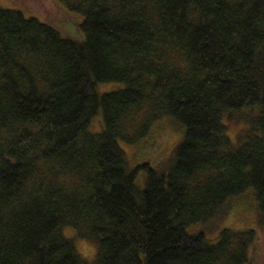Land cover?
<instances>
[{"label": "trees", "instance_id": "obj_1", "mask_svg": "<svg viewBox=\"0 0 264 264\" xmlns=\"http://www.w3.org/2000/svg\"><path fill=\"white\" fill-rule=\"evenodd\" d=\"M59 1L81 41L0 7V264H254L219 226L251 194L264 229V0Z\"/></svg>", "mask_w": 264, "mask_h": 264}, {"label": "rangeland", "instance_id": "obj_2", "mask_svg": "<svg viewBox=\"0 0 264 264\" xmlns=\"http://www.w3.org/2000/svg\"><path fill=\"white\" fill-rule=\"evenodd\" d=\"M0 7L19 10L27 17H36L42 22L52 25L64 38L81 41L84 37L80 29L82 16L68 11L59 0H0ZM121 87V84L109 83L100 86V92H110ZM223 123L227 125L228 136L234 142L238 128L233 124L229 125L226 120ZM181 138L180 130L176 133L166 130L164 134L146 138L138 144L128 145L119 141V145L125 151L131 166L147 162L155 168ZM135 182L136 186L141 189L145 182V175L140 172ZM219 229L256 230L257 239L250 252V259L254 264H264V229L257 225L256 203L251 194H246L235 204L229 215L221 222ZM70 232L73 233L71 229H66L65 235L70 237ZM76 249L85 259L89 261L93 259L94 245L76 240Z\"/></svg>", "mask_w": 264, "mask_h": 264}, {"label": "bare ground", "instance_id": "obj_3", "mask_svg": "<svg viewBox=\"0 0 264 264\" xmlns=\"http://www.w3.org/2000/svg\"><path fill=\"white\" fill-rule=\"evenodd\" d=\"M98 90H99V92L101 91V90H100V87H98ZM101 93H102V92H101Z\"/></svg>", "mask_w": 264, "mask_h": 264}]
</instances>
